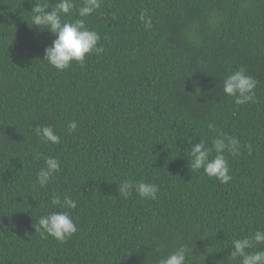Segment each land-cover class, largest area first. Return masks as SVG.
Returning <instances> with one entry per match:
<instances>
[{"label":"trees","instance_id":"16d2710c","mask_svg":"<svg viewBox=\"0 0 264 264\" xmlns=\"http://www.w3.org/2000/svg\"><path fill=\"white\" fill-rule=\"evenodd\" d=\"M34 2L0 0V264H157L182 244L186 264H240L232 241L264 230V0H102L83 19L104 51L64 71L43 61L55 36L29 25ZM73 2L62 20L80 19ZM240 68L258 81L255 103L223 93ZM220 134L241 145L225 153L227 184L188 159ZM47 157L60 171L41 188ZM124 180L158 185L157 199L122 197ZM54 195L77 207L53 206ZM64 211L77 226L66 242L35 232Z\"/></svg>","mask_w":264,"mask_h":264},{"label":"clouds","instance_id":"9594fccd","mask_svg":"<svg viewBox=\"0 0 264 264\" xmlns=\"http://www.w3.org/2000/svg\"><path fill=\"white\" fill-rule=\"evenodd\" d=\"M102 0H82V4L77 11L80 19L74 22L62 20V16H68L75 7L73 0H35L31 10V23L38 30H47L55 36L49 47L44 50L43 61L57 71H64L75 62L80 66L85 63L86 55L101 54L104 49L98 46L100 36L95 30L86 27L83 18L89 17L93 12L101 8ZM51 8V11L47 9ZM146 29L152 26L151 17L146 11H141L138 17ZM258 81L248 75L245 69L240 68L228 75L223 81V93L233 97L234 103L244 105L256 102L255 89ZM210 130H214L213 124L208 125ZM78 128L76 121H69L67 132H75ZM35 135L45 143L58 144L60 136L56 134L51 125L40 126L34 129ZM250 149V145H246ZM240 141L235 137L224 134L212 139L211 145H207L204 140L190 146L188 153L189 166L192 170H203L210 179L214 178L221 184H227L232 177L229 174V164L225 157L227 152L231 156L240 154ZM213 152L215 155L213 156ZM60 171V161L55 157H47L44 166L36 174V184L45 188L54 175ZM135 192L139 197L146 200L157 199L159 186L153 183L132 182L124 180L118 185V192L122 197H128ZM53 206L75 209L77 202L69 196H64L61 201L60 196L54 195L51 198ZM35 232L41 237L51 236L60 243L66 242L77 232L76 223L73 221L68 211L51 212L48 215L39 217L34 224ZM259 245H264V230L257 229L251 236L232 241V251L230 256L233 259L240 258V264H264V250L249 251ZM159 247L155 251H159ZM189 249L186 245H180L173 253L162 257L157 264H186Z\"/></svg>","mask_w":264,"mask_h":264}]
</instances>
